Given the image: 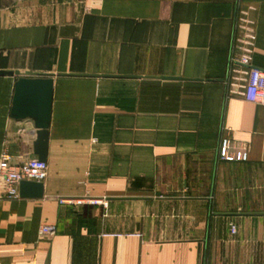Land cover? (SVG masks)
Here are the masks:
<instances>
[{
	"label": "crops",
	"instance_id": "crops-1",
	"mask_svg": "<svg viewBox=\"0 0 264 264\" xmlns=\"http://www.w3.org/2000/svg\"><path fill=\"white\" fill-rule=\"evenodd\" d=\"M243 57L264 71V0H0V70L54 75L44 196L0 184V264H264ZM17 79L0 77V157L19 164L37 157ZM225 138L247 162L220 157Z\"/></svg>",
	"mask_w": 264,
	"mask_h": 264
},
{
	"label": "water",
	"instance_id": "water-1",
	"mask_svg": "<svg viewBox=\"0 0 264 264\" xmlns=\"http://www.w3.org/2000/svg\"><path fill=\"white\" fill-rule=\"evenodd\" d=\"M61 76L100 77L92 74H61ZM0 77H18L15 83L10 116L16 121L31 120L33 122L36 130V140L33 144L34 155L39 161L47 162L54 75L0 70ZM160 79L178 80L179 78L161 77ZM44 192V183L22 181L19 185V197L22 199H41Z\"/></svg>",
	"mask_w": 264,
	"mask_h": 264
},
{
	"label": "built area",
	"instance_id": "built-area-1",
	"mask_svg": "<svg viewBox=\"0 0 264 264\" xmlns=\"http://www.w3.org/2000/svg\"><path fill=\"white\" fill-rule=\"evenodd\" d=\"M232 62L250 68L246 85V101L257 105H264V71L253 67L248 57L233 59ZM220 157L228 162H247L248 152L244 149L231 152V141L228 138H225L221 142ZM47 177V162H42L37 158H32L16 164L13 162V158L7 149H5L1 154L0 184L7 198H19V185L22 181L44 183ZM60 203H69L80 206L85 203V200L61 199ZM54 229V226H42L40 233L43 236L50 235ZM231 230L233 234L236 233L234 227H232Z\"/></svg>",
	"mask_w": 264,
	"mask_h": 264
}]
</instances>
